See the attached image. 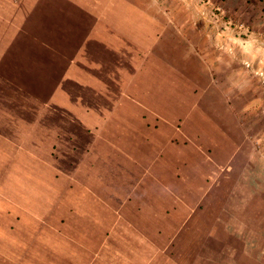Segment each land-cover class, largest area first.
I'll return each instance as SVG.
<instances>
[{
	"label": "crops",
	"instance_id": "obj_1",
	"mask_svg": "<svg viewBox=\"0 0 264 264\" xmlns=\"http://www.w3.org/2000/svg\"><path fill=\"white\" fill-rule=\"evenodd\" d=\"M211 1L264 32V0ZM196 6L0 0V264H260L229 222L234 192L218 207V146L150 95L171 38L185 64L199 53Z\"/></svg>",
	"mask_w": 264,
	"mask_h": 264
},
{
	"label": "rangeland",
	"instance_id": "obj_2",
	"mask_svg": "<svg viewBox=\"0 0 264 264\" xmlns=\"http://www.w3.org/2000/svg\"><path fill=\"white\" fill-rule=\"evenodd\" d=\"M174 1L179 3L180 0ZM192 1L199 7L191 11L195 10L193 15L199 16L203 25L199 22L192 25L197 34L192 33L187 40L201 46L196 48L199 53H194L193 60L186 57L185 64L183 49L178 52L176 41L171 38L168 54L165 50V56L160 60L155 52L147 62L149 67L157 63L168 67V71L163 73V84L166 83L167 87L156 88L159 81L156 72L147 75L154 85L150 95L157 99L158 89L163 96L164 104L159 106L164 113L169 112L170 118L177 114L184 122L186 118L188 132L190 127H194L199 131L197 133L201 131L205 137H211L215 156L218 146L219 177L224 180L218 188V207L223 205L225 209L226 194L234 192L227 208L233 209L235 216L231 214L229 222L244 224L246 229L239 235L254 245L251 248L253 252L261 253L264 252V83L256 73L264 72V32L256 30L255 24H251L255 16L246 23L238 19L240 16L229 14L211 0ZM180 10L179 7L173 12L175 15L184 14ZM201 26L204 29H200ZM228 31L234 36L230 47L226 46L229 43ZM208 97H211L212 103L206 102ZM210 112L218 114V131L214 124H208ZM203 113L205 119L197 117ZM194 138L188 134L186 143L193 144L197 141ZM175 139L184 144L181 137ZM190 152H186L187 155ZM229 167L237 168L232 181L225 178ZM238 178L243 179L242 185L237 183ZM218 234L219 239H228L225 231ZM225 262L222 264H234L231 257ZM257 262L254 258L249 264ZM260 264H264V258Z\"/></svg>",
	"mask_w": 264,
	"mask_h": 264
},
{
	"label": "built area",
	"instance_id": "obj_3",
	"mask_svg": "<svg viewBox=\"0 0 264 264\" xmlns=\"http://www.w3.org/2000/svg\"><path fill=\"white\" fill-rule=\"evenodd\" d=\"M249 66L250 65H247V67H249ZM256 74L262 79V81L264 83V72H257Z\"/></svg>",
	"mask_w": 264,
	"mask_h": 264
}]
</instances>
